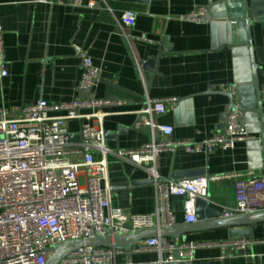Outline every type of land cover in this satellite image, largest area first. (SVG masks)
Masks as SVG:
<instances>
[{
  "label": "crops",
  "instance_id": "1",
  "mask_svg": "<svg viewBox=\"0 0 264 264\" xmlns=\"http://www.w3.org/2000/svg\"><path fill=\"white\" fill-rule=\"evenodd\" d=\"M83 0L81 7L39 3L37 0H0L4 28L7 76H0V109L15 116L23 107L45 101L59 105L81 98L123 100L122 107L105 109L106 144L112 149L137 148L150 141L146 120L139 110L148 94L153 98L176 97L155 121L173 127L171 140L201 142L214 137L225 124L230 98L240 76L237 45L251 42L260 65L259 81L264 109V20H253L251 38L245 27H234L225 19L221 0ZM217 4V25L181 20L200 5ZM133 10L132 29L121 24L124 10ZM223 24V25H222ZM146 35L154 42L127 38L125 33ZM159 57L151 70L150 59ZM79 51V52H78ZM100 71L90 91H82V54ZM240 69V70H239ZM240 72V73H238ZM144 73H149V78ZM234 102L239 101L236 93ZM94 124V121H91ZM73 142H79L81 121H66ZM254 143L238 142L232 149L214 147L189 153L183 147L158 155L156 167L162 177L179 179L201 174L217 176L209 183L207 201L221 210L237 204L238 182L258 178L264 182L262 131ZM160 135L157 134V138ZM97 157L99 155L97 154ZM111 202L130 214L153 212L157 207L155 184L147 170L115 155L107 156ZM83 179L84 175L81 174ZM144 181V182H143ZM264 194V190H263ZM185 198L172 196L170 208L175 225H185ZM228 228L187 233L180 239L210 241L229 239ZM264 236V225L254 231ZM136 261H154L156 253L137 254ZM123 260L126 257H122ZM190 264H264V244L242 253L222 257L219 248L197 249Z\"/></svg>",
  "mask_w": 264,
  "mask_h": 264
},
{
  "label": "built area",
  "instance_id": "2",
  "mask_svg": "<svg viewBox=\"0 0 264 264\" xmlns=\"http://www.w3.org/2000/svg\"><path fill=\"white\" fill-rule=\"evenodd\" d=\"M37 2H56L72 8L83 5V0ZM95 5L96 1L88 2L90 7ZM216 9L217 4L200 5L180 19L217 25L221 20L215 15ZM120 20L130 30L136 23V14L133 10H124ZM225 20L229 24L237 22ZM125 36L154 42L146 35H134L130 31ZM79 54H82L83 69L79 89L86 92L97 83L100 71L88 55ZM245 57L244 63L239 61V67H247L243 71L250 77V60ZM7 75L4 28L0 19V76ZM179 103L176 97L153 98L146 94L136 113L139 119L146 120L151 139L140 147L128 149L110 148L104 130V118L110 114L105 109L122 107L126 104L123 100L81 98L59 105L41 100L23 107L15 116H10L7 109H0V264H46L53 255V247L65 241L173 226L172 196L185 198L186 223H194L196 200L207 199L209 183L219 177L207 173L179 179L162 177L156 167L158 155L178 147L194 153L204 148L232 149L238 142L254 143L260 138L252 128L259 124L255 119H248L247 112L236 106L228 111L223 129L214 137L201 142L171 140L173 127L159 124L155 118ZM73 119L81 121L77 143L73 142L66 125V121ZM108 155L126 159L149 172L157 193L155 211L130 214L112 205ZM263 190L264 182L258 178L238 182L237 204L223 209L222 216L263 211ZM257 244H264V236L210 241L155 236L129 248L83 246L67 252L56 264L181 263L192 261L197 249L216 247L226 257ZM144 253H156L158 259L136 261L132 258Z\"/></svg>",
  "mask_w": 264,
  "mask_h": 264
},
{
  "label": "water",
  "instance_id": "3",
  "mask_svg": "<svg viewBox=\"0 0 264 264\" xmlns=\"http://www.w3.org/2000/svg\"><path fill=\"white\" fill-rule=\"evenodd\" d=\"M218 4L220 9L224 10L223 14L226 15L225 17L238 18L237 22L231 25L233 28L245 27L247 29L249 38H251L252 21L264 20V0H221ZM237 51L238 53L248 56L250 60L251 76L246 77V72L240 71L243 73H240L236 87V95L239 101L235 103L233 96L234 94H227L230 98L229 110L239 106L245 112H247L248 119L257 120L259 127L252 128V130L257 131L258 129H261L262 142L264 146V109L262 105L259 81V70L261 67L256 61L253 45L251 42L249 45H237ZM163 53L164 51L161 50L155 59H150L146 63L145 68H149L151 70L152 65L157 63L159 57ZM144 74L148 79L149 73ZM222 215L223 210L214 207L209 201H207V199L198 198L196 200L194 223L160 227L143 230L136 233L118 234L114 236L102 237L95 234L86 240L65 241L53 247V255L46 264H56L59 258L64 254L83 246H115L119 248H129L134 246L139 241L150 237L160 236L172 239H180L187 233L210 230L214 228H228V235L230 238L253 237L254 231L258 225H264V210L231 217H223ZM167 264H190V262H171Z\"/></svg>",
  "mask_w": 264,
  "mask_h": 264
}]
</instances>
